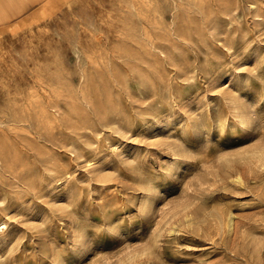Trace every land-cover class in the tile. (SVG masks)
I'll list each match as a JSON object with an SVG mask.
<instances>
[{
	"label": "rangeland",
	"instance_id": "obj_1",
	"mask_svg": "<svg viewBox=\"0 0 264 264\" xmlns=\"http://www.w3.org/2000/svg\"><path fill=\"white\" fill-rule=\"evenodd\" d=\"M0 2V264H264V0Z\"/></svg>",
	"mask_w": 264,
	"mask_h": 264
},
{
	"label": "bare ground",
	"instance_id": "obj_2",
	"mask_svg": "<svg viewBox=\"0 0 264 264\" xmlns=\"http://www.w3.org/2000/svg\"><path fill=\"white\" fill-rule=\"evenodd\" d=\"M33 2V1H32ZM7 4V3H6ZM0 5H1V2H0ZM9 6V5H8ZM2 20V19H1ZM0 43H3L2 42V40H1V38H0ZM233 103V102H232ZM231 103V104H232ZM235 105H237V104H235ZM51 106V105H50ZM233 107H234V105H233ZM42 108V107H41ZM242 108V107H241ZM241 110V109H240ZM236 111V108H235V110L234 111H232V112H235ZM34 112V111H33ZM236 113H237V111H236ZM236 115V114H235ZM233 116H234V114H233ZM237 116V115H236ZM235 116V117H236ZM236 119H239L240 120V118H237L236 117ZM241 121V120H240ZM244 121H245V119H244ZM223 122H225V121H223ZM214 131V130H213ZM263 143H264V141H263ZM262 143V144H263ZM240 155H243V156H241L240 158H238V159H230V158H225V160H259V161H264V145H262V146H258V148H256V149H254V150H252V151H249V152H246V153H243V154H240ZM215 175V174H214ZM250 177V176H249ZM234 181L235 182H237V183H241L242 181H243V177H242V175L241 174H239V173H237L236 174V177L234 178ZM186 210H187V208H186ZM223 220V219H222ZM223 223V222H222ZM227 225L229 226V227H231V226H233V222H232V220L231 219H229V221H228V223H227Z\"/></svg>",
	"mask_w": 264,
	"mask_h": 264
}]
</instances>
